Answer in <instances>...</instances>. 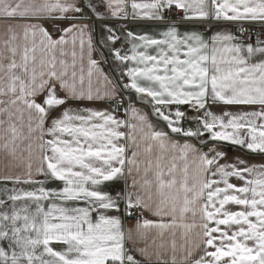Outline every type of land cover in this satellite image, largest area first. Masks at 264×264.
<instances>
[{
    "label": "snow or ice",
    "instance_id": "obj_1",
    "mask_svg": "<svg viewBox=\"0 0 264 264\" xmlns=\"http://www.w3.org/2000/svg\"><path fill=\"white\" fill-rule=\"evenodd\" d=\"M128 8L129 0H0V18L24 21L0 39V150L6 166L25 168L0 180L38 185L3 190L0 264H141L137 253L155 264H264V163H221L218 147L204 151L226 141L264 155V39L253 43L243 27L264 26V0H131ZM173 8L181 21L240 26L211 36L181 33L176 22L155 35L121 26L125 49L103 23L164 21ZM42 20L62 23L49 32ZM94 20L105 33L98 43L122 66L115 83L93 58ZM97 103L108 107L89 106ZM25 112L26 135L15 122ZM137 215L126 231L123 218ZM150 230L171 234L170 253L129 246Z\"/></svg>",
    "mask_w": 264,
    "mask_h": 264
},
{
    "label": "crops",
    "instance_id": "obj_2",
    "mask_svg": "<svg viewBox=\"0 0 264 264\" xmlns=\"http://www.w3.org/2000/svg\"><path fill=\"white\" fill-rule=\"evenodd\" d=\"M95 2H99V0H95ZM130 2L129 0V8L128 11L129 13L131 12L130 8ZM137 2H141V0H137ZM143 2H148V0H143ZM174 10H177L173 8ZM200 20H191V22H176L177 26L179 28V31L183 33L184 31H191L195 30L198 32H201L202 34H205L206 36H211L214 32L216 31H221V30H231L235 31L236 28L238 27L237 22H227V21H215L213 24H199ZM24 21L22 20H7L4 18H0V39L4 38V34L6 32V28L8 24H15V23H23ZM41 23L44 24V26L49 30V32H55L56 28L54 27L55 24L62 23L60 21H53V20H42ZM90 27L94 24L95 26V31L93 32V42H94V51H93V58L98 61L99 67L102 69L104 75L108 77L109 80H112L113 83L116 82L120 78V73L122 71V66L117 64L111 55V52L109 50V47H102L98 41L102 38V36L105 35L104 30L102 28V21L100 20H94V21H88ZM103 23H107L110 26H113L116 28L117 35H121V43L116 44V47H121L123 45L125 49L129 48L130 45L127 44L126 41L123 39L122 33L119 31L121 26H124L125 30H131L134 33L137 34H143V33H148V34H157L160 31L164 30L165 26L167 23L166 21H153V20H148V19H136L133 20L131 16L129 15L128 19H114L111 17H105L103 20ZM21 31V36H22V30ZM264 39V36L259 35L256 38H252V42L255 43L256 39ZM247 40V39H245ZM255 62V58L253 60ZM84 66H85V73L87 72V58L85 57L84 60ZM97 77L94 76V84L96 81ZM124 81H127V78H123ZM101 83L97 85L100 88L105 87L106 85L103 82V77H100ZM125 96L129 95V93H124ZM133 99H135V94L133 93ZM74 106V105H73ZM89 106H95V107H108L107 103H97L96 105H89ZM138 108H141L145 112H150L151 109L150 107L141 104L137 102L136 105ZM235 110V109H233ZM191 115V113H190ZM19 116V114H18ZM120 117L122 119H127L126 116L123 114V110L121 109L120 112ZM4 117H0V119H3ZM15 122L18 126L23 124V132L26 135L27 134V113H23L22 118L20 119H15ZM155 122V121H154ZM185 126L187 125V122H185ZM158 127H163L162 124H159ZM4 135V129L0 128V137ZM174 139H178L177 137H173ZM207 139V137H205ZM2 139H0V144H2ZM27 141H23L21 143V150L26 148ZM218 147L219 150L223 151L225 153V159L221 160V163H231L234 160H236L238 157L246 159L249 163L253 164H260L264 163V155H259V154H254L248 152L246 149H242L240 146L233 145L230 142H219L218 144H208L207 147L204 148V151H208V148L211 147ZM21 150H18V155L21 154ZM22 155L24 157L25 162L27 161V152L23 151ZM10 157H7V155L0 150V176L2 175H19L23 174L25 171V168L23 164H18V163H12L11 166H6L9 164ZM37 179H44L43 177L37 176ZM128 182L131 183V177L128 178ZM232 182L236 184H240L241 181H239L236 178H232ZM17 186L14 187L17 189L18 187H23L22 189L25 190V188H30L31 190L38 187V185H31V184H24V183H19V184H14L12 182H4L3 180H0V189L4 186ZM51 187H55V184L49 185ZM124 187V182H120V188ZM7 188V187H5ZM12 188V187H10ZM1 194V191H0ZM233 210H236V206H232ZM145 215L150 218L154 219L150 213H145ZM137 220H132L128 219L126 217L123 218L124 222V227L125 230L127 231L128 229H134L136 225ZM155 239V243L153 244V240ZM173 237L171 236L170 233H166L164 237L158 236L156 230H150L147 236V240H142V241H137L136 244L133 246L131 243L129 244L130 247H144L145 245H149V251L154 252L157 247H159L161 244L164 245V248L168 250V252H171V243H172ZM175 241L177 244V259L179 260L180 255L182 254L180 250V245L184 243L182 240L179 230H177L176 236H175ZM54 248L57 250H60L61 246L59 244H54ZM163 251V249H161ZM137 259L141 261V264H155V257L153 256L151 260L145 259V257L141 256L139 253L136 254ZM167 258V257H165Z\"/></svg>",
    "mask_w": 264,
    "mask_h": 264
},
{
    "label": "built area",
    "instance_id": "obj_3",
    "mask_svg": "<svg viewBox=\"0 0 264 264\" xmlns=\"http://www.w3.org/2000/svg\"><path fill=\"white\" fill-rule=\"evenodd\" d=\"M180 15H182V11L181 10L171 9L170 11H166V16H165V20L164 21H166V22H186V20L185 21H181L180 20ZM239 26L240 25L238 24V27ZM243 27L245 29H247L248 32L251 33V38H256L259 35H261V30H262V28H264V26H262L259 23H251V22H243ZM243 38L244 39H248V36L246 35ZM128 219L137 220L138 219V215L137 216H133V217L128 218Z\"/></svg>",
    "mask_w": 264,
    "mask_h": 264
},
{
    "label": "rangeland",
    "instance_id": "obj_4",
    "mask_svg": "<svg viewBox=\"0 0 264 264\" xmlns=\"http://www.w3.org/2000/svg\"><path fill=\"white\" fill-rule=\"evenodd\" d=\"M186 22H191V20H186ZM199 24H213V23H215V20H200L199 22H198ZM5 187H7V188H5ZM10 187H12V188H10ZM14 187H17V186H4V187H2L1 189H0V191H1V194H0V199H4L5 198V196H4V192H3V190L4 189H8L9 191H11ZM23 187H18L17 188V190H21ZM22 190H24V189H22ZM26 190H31L29 187L28 188H25V191ZM25 203H28L27 201H18L17 202V204H16V207L17 208H20V207H22ZM9 206H11V202H9ZM30 206V209H34V205H29Z\"/></svg>",
    "mask_w": 264,
    "mask_h": 264
}]
</instances>
